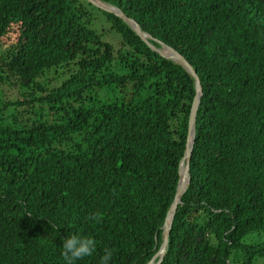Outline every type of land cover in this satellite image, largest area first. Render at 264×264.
Masks as SVG:
<instances>
[{"label": "trees", "instance_id": "16d2710c", "mask_svg": "<svg viewBox=\"0 0 264 264\" xmlns=\"http://www.w3.org/2000/svg\"><path fill=\"white\" fill-rule=\"evenodd\" d=\"M101 1L200 80L189 182L161 264H228L233 250L253 264L264 241L242 240L264 233V0ZM59 69V83L42 84ZM5 84L24 91L0 105V264H66L73 234L96 240L76 264H101L106 249L109 264L147 263L175 194L194 79L86 0H0Z\"/></svg>", "mask_w": 264, "mask_h": 264}, {"label": "water", "instance_id": "95a60500", "mask_svg": "<svg viewBox=\"0 0 264 264\" xmlns=\"http://www.w3.org/2000/svg\"><path fill=\"white\" fill-rule=\"evenodd\" d=\"M88 3L93 6L109 13H113L116 16L120 17L123 21L128 23L132 30L136 33L140 39L147 44V46L157 52L161 57L165 59H170L175 63L183 67L186 72L194 79L195 81V94L191 103L188 125H187V135L183 156L179 163L178 168V182L175 190L174 197L172 202L169 205V208L166 212L164 223L162 225V234H161V243L156 251V253L151 257V259L145 264H161L167 244L168 237L173 223L174 215L179 205L182 194L184 193L188 182H189V166H190V157L192 154L194 136H195V119L197 114V109L201 96V85L199 77L195 69L190 65V63L185 59V57L176 51L173 47L165 44L164 42L153 38L149 33L143 31L139 24L132 18L127 17L121 10L116 8L113 5H110L101 0H86ZM155 41L159 44V47L154 46L151 42Z\"/></svg>", "mask_w": 264, "mask_h": 264}, {"label": "rangeland", "instance_id": "374dc122", "mask_svg": "<svg viewBox=\"0 0 264 264\" xmlns=\"http://www.w3.org/2000/svg\"><path fill=\"white\" fill-rule=\"evenodd\" d=\"M93 19H100L102 20V14L97 11L96 9H90ZM98 24H101L98 22ZM104 28L107 27V25L103 24ZM106 38V37H105ZM108 39V36L107 38ZM62 69H59L58 72L53 73L49 72L44 77L40 78L42 84H45L49 79L52 80V84H57L60 82L59 74L61 73ZM24 90L22 88H18L17 86H10V85H0V105L2 101H14L16 98H20V93H22ZM261 242L264 241V233L262 232H253L245 236L242 240V243H252V242ZM238 252L237 250H233L229 256L228 264H240V261L236 259ZM239 253V252H238ZM253 264H264V257H256L254 259Z\"/></svg>", "mask_w": 264, "mask_h": 264}, {"label": "clouds", "instance_id": "9594fccd", "mask_svg": "<svg viewBox=\"0 0 264 264\" xmlns=\"http://www.w3.org/2000/svg\"><path fill=\"white\" fill-rule=\"evenodd\" d=\"M93 218L100 220L102 219V214L96 213ZM62 247V255L66 264H76L78 260L89 257L96 251V240L94 238L73 234L63 240ZM111 259L112 252L106 249L101 258V264H109Z\"/></svg>", "mask_w": 264, "mask_h": 264}]
</instances>
